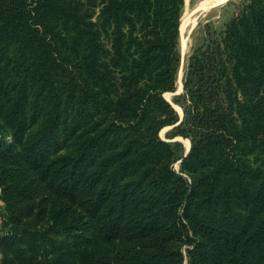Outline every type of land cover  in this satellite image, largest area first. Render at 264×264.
I'll list each match as a JSON object with an SVG mask.
<instances>
[{"label":"trees","instance_id":"trees-1","mask_svg":"<svg viewBox=\"0 0 264 264\" xmlns=\"http://www.w3.org/2000/svg\"><path fill=\"white\" fill-rule=\"evenodd\" d=\"M184 5L0 0L2 264H264V0L188 56L177 124Z\"/></svg>","mask_w":264,"mask_h":264},{"label":"rangeland","instance_id":"rangeland-1","mask_svg":"<svg viewBox=\"0 0 264 264\" xmlns=\"http://www.w3.org/2000/svg\"><path fill=\"white\" fill-rule=\"evenodd\" d=\"M200 0H191L189 3V8L190 13L193 10V8L196 6V4L199 2ZM242 2V0H227L224 3H221L219 5H216L212 8H210L208 11L205 12H200L199 11V15L196 20V23H192L190 22L187 26L188 29H186L185 31V42L183 44V39H182V34L180 33V53H181V57H182V61H181V66L179 69V74L180 71L182 70V82H183V78H184V74H185V68H186V64H187V59L188 56L193 52V50L195 48H197L203 41L206 32L208 31V29L211 30V32H219L220 30H222L224 28L225 23L233 16V14L236 11V7L238 5H240V3ZM186 7V1H185V5H184V9H183V13ZM183 16V14H182ZM182 18V17H181ZM181 30V27H180ZM179 74H178V79H179ZM182 91L179 90V82H178V87L177 90L172 92V100L176 105H179L178 103H176L174 101V98L182 93ZM181 109H183L181 107V105H179ZM180 113V112H179ZM172 127L170 128H164L161 131V135L162 137L166 138V133L168 131H171ZM178 138L183 137V136H177ZM176 138V137H175ZM185 138V137H183ZM174 139V138H173ZM171 139V140H173ZM175 141V140H173ZM181 142H183V140H180ZM184 144V142H183ZM185 146V145H184ZM186 149V147H185ZM175 168L178 169L179 168V161H177L175 163ZM1 220H0V230H2V224H1ZM50 251V250H49ZM1 258V255H0ZM186 262L187 259H186Z\"/></svg>","mask_w":264,"mask_h":264},{"label":"bare ground","instance_id":"bare-ground-1","mask_svg":"<svg viewBox=\"0 0 264 264\" xmlns=\"http://www.w3.org/2000/svg\"><path fill=\"white\" fill-rule=\"evenodd\" d=\"M185 1H186V7H185V10H184L183 16L181 18V30H180V33L182 34L183 44H184L185 39H186L184 33H185L186 29H188L187 26H188V24L190 22H192L194 24L196 23V20H197L196 17H198L199 11L200 12L208 11L210 8H212V7L216 6V5H219L221 3H224L227 0H200L196 4V6L193 8L191 13H190L191 9L189 8V3H190L191 0H185ZM178 82H179V90L181 91L182 90V70L180 71ZM171 97H172V93L171 92H167L166 93V98L172 100ZM175 107L182 114V109L180 108V106L175 104ZM166 128H168V127H166ZM180 138L183 140L186 149L189 148L190 140L189 139H185L183 137H180Z\"/></svg>","mask_w":264,"mask_h":264},{"label":"water","instance_id":"water-1","mask_svg":"<svg viewBox=\"0 0 264 264\" xmlns=\"http://www.w3.org/2000/svg\"><path fill=\"white\" fill-rule=\"evenodd\" d=\"M182 90H183V82H182ZM181 90V91H182ZM172 93V92H171ZM173 94V93H172ZM164 96L166 97V93L164 94ZM169 101H171L172 103H173V105L175 106V103L172 101V100H170V99H168ZM180 114V113H179ZM183 116H184V111H183V109H182V114H180V121L177 123V124H179L181 121H182V119H183ZM176 124V125H177ZM174 125H172V126H168V128L170 127H173ZM162 136V135H161ZM173 140H181V138H178V137H176V138H174ZM190 148H191V141H190V146H189V148H187L186 149V151H185V155L184 156H186L188 153H189V151H190Z\"/></svg>","mask_w":264,"mask_h":264},{"label":"built area","instance_id":"built-area-1","mask_svg":"<svg viewBox=\"0 0 264 264\" xmlns=\"http://www.w3.org/2000/svg\"><path fill=\"white\" fill-rule=\"evenodd\" d=\"M0 264H2V263H1V259H0Z\"/></svg>","mask_w":264,"mask_h":264},{"label":"crops","instance_id":"crops-1","mask_svg":"<svg viewBox=\"0 0 264 264\" xmlns=\"http://www.w3.org/2000/svg\"><path fill=\"white\" fill-rule=\"evenodd\" d=\"M179 111V110H178ZM181 114V113H180Z\"/></svg>","mask_w":264,"mask_h":264}]
</instances>
